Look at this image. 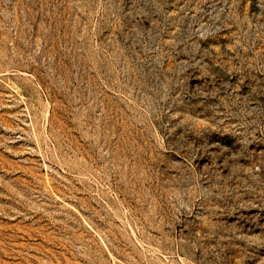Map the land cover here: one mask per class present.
<instances>
[{
  "label": "rangeland",
  "instance_id": "1",
  "mask_svg": "<svg viewBox=\"0 0 264 264\" xmlns=\"http://www.w3.org/2000/svg\"><path fill=\"white\" fill-rule=\"evenodd\" d=\"M0 264H264V0H0Z\"/></svg>",
  "mask_w": 264,
  "mask_h": 264
}]
</instances>
